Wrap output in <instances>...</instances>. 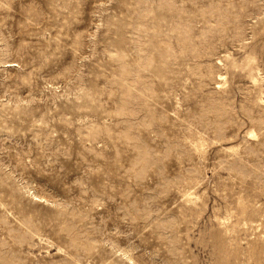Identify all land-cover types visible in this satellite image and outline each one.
Segmentation results:
<instances>
[{
    "label": "rangeland",
    "instance_id": "1",
    "mask_svg": "<svg viewBox=\"0 0 264 264\" xmlns=\"http://www.w3.org/2000/svg\"><path fill=\"white\" fill-rule=\"evenodd\" d=\"M0 199V264H264V0H0Z\"/></svg>",
    "mask_w": 264,
    "mask_h": 264
},
{
    "label": "bare ground",
    "instance_id": "2",
    "mask_svg": "<svg viewBox=\"0 0 264 264\" xmlns=\"http://www.w3.org/2000/svg\"><path fill=\"white\" fill-rule=\"evenodd\" d=\"M33 194H34V193H33ZM35 195H36V194H35ZM35 195H34V197H35ZM12 198H13V197H12ZM37 198H38V197H37ZM40 198H42V197H40ZM0 200H1V199H0ZM38 200H39V199H38ZM2 202H3V201H2ZM18 203H19V202H18ZM7 204H8V203H7ZM18 205H19V204H18ZM4 206H5V205H4ZM9 210H10V209H9ZM15 210H16V209H15ZM18 210H19V209H18ZM23 210H26V209H23ZM25 212H27V211H25ZM245 212H246V210H245ZM17 213H18V212H17ZM2 214H3V213H2ZM24 214H25V217H26V216H27L26 213H24ZM17 216H18V215H17ZM31 216H32V215H31ZM1 217H2V216H1ZM32 217H33V216H32ZM32 217H31V218H32ZM6 218H7V217H6ZM16 218H17V217H16ZM19 218H22V217H19ZM1 220H2V219H1ZM4 220H5V218H4ZM4 220H3V221H4ZM25 220H26V219H25ZM247 220H248V219H247ZM250 220H251V219H250ZM5 221H6V220H5ZM28 221H29V219H28ZM28 221H27L26 223H24V222L21 221V222L25 225V229H26L25 232H26V233H27V232H30V233L35 234V230L38 229L39 227H38V228L33 227V230H32V228L30 227V224L28 225ZM33 221H34V220H33ZM6 222H7V221H6ZM21 222H20V223H21ZM31 222H32V221H31ZM17 223H18V222H17ZM29 223H30V222H29ZM23 224H22V225H23ZM32 225H34V224H32ZM18 226H19V225H18ZM20 226H21V224H20ZM16 227H17V226H16ZM16 227H15V228H16ZM18 228H19V227H18ZM13 230H14V229H13ZM22 231H23V230H22ZM36 231H38V230H36ZM23 232H24V231H23ZM25 232L22 233V235H24ZM16 235H17V234H16ZM20 235H21V234H20ZM30 235H31V236H30ZM30 235H28V236H30V237L33 236L32 234H30ZM14 237H17V236H14ZM22 237H23V236H22ZM17 238H18V237H17ZM20 238H21V236H20ZM25 238H26V237H25ZM25 238H22V240L25 239ZM15 239H16V238H15ZM27 239H28V237H27ZM30 239H31V238H30ZM2 240H3V239H2ZM17 240H18V239H17ZM29 241H30V240H29ZM257 241H258V240H257ZM17 242H20V241H17ZM23 242H24V241H23ZM20 243H22V242H20ZM80 244H81V243H80ZM253 245H254V244H253ZM256 245H257V244H256ZM263 245H264V244H263ZM259 246H260V245H259ZM91 247H92V246H91ZM90 249H91V248H90ZM263 250H264V249H263ZM86 251H87V250H86ZM255 252H256V251H255ZM124 253H125V252H124ZM121 254H122V253H121ZM249 254H250V253H249ZM70 255H71V254H70ZM126 256H127V255H126ZM258 256H259V255H258ZM13 257H14V256H13ZM260 257H261V256H260ZM127 258H128V257H127ZM251 258L253 259V257H251ZM261 258H262V257H261ZM129 259H130V257H129ZM256 259H257V258H256ZM8 260H9V259H8ZM64 260H65V259H64ZM69 260H70V259H68V261H69ZM75 260H76V259H75ZM130 260H131V259H130ZM70 261H71V260H70ZM6 262H7V261H6ZM16 262H18V261H16ZM64 262H65V261H64ZM64 262H63V263H64ZM63 263H61V264H63ZM69 263H71V262H69ZM69 263H68V264H69Z\"/></svg>",
    "mask_w": 264,
    "mask_h": 264
}]
</instances>
